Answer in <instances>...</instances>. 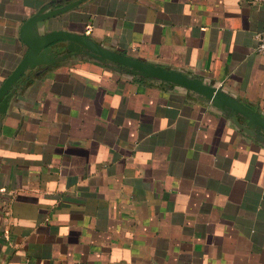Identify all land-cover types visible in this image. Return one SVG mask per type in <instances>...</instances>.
Segmentation results:
<instances>
[{
	"label": "crops",
	"instance_id": "0c3cea01",
	"mask_svg": "<svg viewBox=\"0 0 264 264\" xmlns=\"http://www.w3.org/2000/svg\"><path fill=\"white\" fill-rule=\"evenodd\" d=\"M73 1L0 0V86L26 20ZM55 20L264 115V1L85 0ZM117 70L73 54L12 88L0 264H264V141L197 93Z\"/></svg>",
	"mask_w": 264,
	"mask_h": 264
},
{
	"label": "water",
	"instance_id": "95a60500",
	"mask_svg": "<svg viewBox=\"0 0 264 264\" xmlns=\"http://www.w3.org/2000/svg\"><path fill=\"white\" fill-rule=\"evenodd\" d=\"M84 1L75 0L55 9H50V4H47L26 20L21 27V38L29 49L0 86V113L7 111L9 100L14 94L12 88L28 68L51 65L73 54H84L97 59L114 70L118 68L117 71L124 70L145 78L167 81L197 93L213 107L225 115H230L231 120L239 129L264 141V115L259 109L248 106L240 99L224 91L222 87L212 85L198 77H190L182 71L167 69L160 64L146 62L107 49L84 33L58 27L55 18ZM62 48H65L66 52L58 53V49ZM240 117L244 120H240ZM258 128L261 129L262 135L257 133Z\"/></svg>",
	"mask_w": 264,
	"mask_h": 264
},
{
	"label": "built area",
	"instance_id": "2783aa9c",
	"mask_svg": "<svg viewBox=\"0 0 264 264\" xmlns=\"http://www.w3.org/2000/svg\"><path fill=\"white\" fill-rule=\"evenodd\" d=\"M253 2H263L264 0H251ZM257 40H258V45H257V50L260 53L264 54V31L260 32L257 34Z\"/></svg>",
	"mask_w": 264,
	"mask_h": 264
},
{
	"label": "flooded vegetation",
	"instance_id": "af4514ba",
	"mask_svg": "<svg viewBox=\"0 0 264 264\" xmlns=\"http://www.w3.org/2000/svg\"><path fill=\"white\" fill-rule=\"evenodd\" d=\"M62 49H65V48H62ZM62 49H58V52L60 51V50H62ZM66 50V49H65Z\"/></svg>",
	"mask_w": 264,
	"mask_h": 264
}]
</instances>
